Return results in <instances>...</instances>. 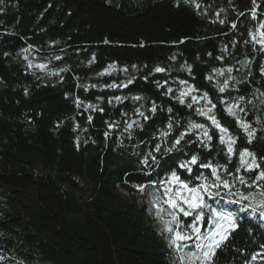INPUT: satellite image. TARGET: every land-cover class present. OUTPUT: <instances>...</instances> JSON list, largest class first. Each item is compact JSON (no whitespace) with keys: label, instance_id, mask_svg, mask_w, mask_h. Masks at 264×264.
<instances>
[{"label":"trees","instance_id":"trees-1","mask_svg":"<svg viewBox=\"0 0 264 264\" xmlns=\"http://www.w3.org/2000/svg\"><path fill=\"white\" fill-rule=\"evenodd\" d=\"M172 180L264 196V0H0V264H181ZM235 206L210 264H262Z\"/></svg>","mask_w":264,"mask_h":264},{"label":"rangeland","instance_id":"rangeland-1","mask_svg":"<svg viewBox=\"0 0 264 264\" xmlns=\"http://www.w3.org/2000/svg\"><path fill=\"white\" fill-rule=\"evenodd\" d=\"M39 67H43L44 63H39L38 64ZM256 178H260V174L257 175ZM178 195H180L182 197L183 194L181 193H185L183 192L181 189H178L176 191ZM258 192L259 194L255 193ZM192 194L195 196L199 195V192L197 189L192 190ZM237 200L244 202L243 206H240L238 201H233L232 199H230V202L225 203L226 207H224V209L226 210L227 213V219L226 220H222L218 215H215V218L217 219V221L219 222L217 229L212 232V233H208L207 234V239L205 240V237H202L201 234L198 235L199 239L197 244H199L200 246H205V249L202 252H198L197 248H191L190 252H183L182 254L177 252L174 254L180 255L181 257V262L182 264H210V259L212 258V254H208L210 251L211 253L214 252L215 250V246L216 243L222 239H224L227 235V228L230 227V224L228 223L229 220H231V214L234 209H229V206L234 207L235 205H238V208L240 211H245V212H250L247 210V206L248 205H256L259 207V209L263 208L264 209V196L261 192L257 191V190H240V192L237 194ZM223 198H227V196H223ZM170 204L175 206L177 209H180V206L176 203L175 200H171ZM170 216H166V218L164 217L165 220H160V222H162L161 224H159V231L162 234H166V236H168L170 234V230L172 228L171 225V221L169 220ZM169 220V221H168ZM163 236V235H162ZM164 237V236H163ZM181 238V236L177 237V240H179ZM185 238V237H184ZM165 239V237H164ZM168 244L170 245H174V247L176 246L175 241L173 242V239L171 238H167ZM184 245V244H182ZM166 248L167 249H171L170 246H168L166 244Z\"/></svg>","mask_w":264,"mask_h":264},{"label":"water","instance_id":"water-1","mask_svg":"<svg viewBox=\"0 0 264 264\" xmlns=\"http://www.w3.org/2000/svg\"><path fill=\"white\" fill-rule=\"evenodd\" d=\"M200 99H201V96H199L198 101H199ZM140 120H141V117H140V116L131 117V118L127 121V123H126L125 126L131 128V127H133L136 123L140 122Z\"/></svg>","mask_w":264,"mask_h":264}]
</instances>
